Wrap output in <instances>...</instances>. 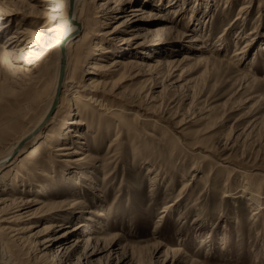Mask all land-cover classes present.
<instances>
[{"label":"rangeland","instance_id":"rangeland-1","mask_svg":"<svg viewBox=\"0 0 264 264\" xmlns=\"http://www.w3.org/2000/svg\"><path fill=\"white\" fill-rule=\"evenodd\" d=\"M91 1L105 12L109 5L121 10L94 19L109 50L100 58L91 54L86 64H110L111 71L115 57L135 58L132 66L118 65L111 99L122 105L118 97L125 96L141 112L154 111L158 122L140 120L144 134L114 139L118 126H90L96 122L74 113V103L55 111L27 150L0 168L1 198L46 203L24 236L32 240L45 222L83 220L87 229L59 242L66 246L81 235L71 264L83 263L86 237L101 248L88 264H264V0ZM34 2L41 3L0 0V153L28 125L25 115L41 112L40 87L24 84L38 70L44 73L49 43L64 22L65 0L43 1L50 8ZM137 7L144 15L129 31L118 28L119 14L132 15ZM160 25L164 29H156ZM25 28L38 46L10 42ZM201 44L208 50L197 48ZM88 70L84 83L93 75ZM62 139L90 157L76 166L53 158ZM136 142L141 147L135 149ZM245 186L252 190L242 192ZM227 190L237 195H224ZM252 192L261 198L253 200ZM70 198L83 201L67 210L63 202ZM1 240L18 263L37 264L30 243L20 249L5 235ZM49 251L57 256V246Z\"/></svg>","mask_w":264,"mask_h":264},{"label":"bare ground","instance_id":"bare-ground-1","mask_svg":"<svg viewBox=\"0 0 264 264\" xmlns=\"http://www.w3.org/2000/svg\"><path fill=\"white\" fill-rule=\"evenodd\" d=\"M37 1L41 3L36 4V2H34L32 6H44V8H50L44 5L47 4V2L43 3V1L48 0ZM112 1L116 2L118 6L119 2L123 4L126 0H107L106 3ZM91 2V0H65L64 22H59L58 27H60V34L58 35V39L49 43V55L44 58V62L46 63V65L43 66L44 73H41V71L38 70V72L29 77L27 83L24 84L26 86V84L36 82L40 87L39 93L43 96L38 101L37 109H41V112L36 116L34 115L36 111L30 110L25 115V123H28V125L23 128L21 133L15 135L14 138H11L8 141V146L6 149L0 153V168L8 165V163L13 160V156L27 150L30 144L35 141L37 136L44 132L45 124L53 115L55 116V111L59 112L63 108H71L73 103L76 107V111L74 113L79 116H86L89 114L90 118L88 119H92L96 122V125H92L91 123L90 126L94 128L97 127V129L100 128L101 125H106V127H109L115 124L118 126L120 128V132H117V135L114 139H121L124 137L129 139L130 134H133V138H136L144 134L142 132L144 129L143 126L139 128V126L136 125L139 124L140 120H153L154 122H158L157 114L154 111L152 114L147 113L148 111L141 112L140 106L137 105L135 101L128 99L125 96L118 97L122 99V105H118L111 99V96H115V94H117L113 93V88L115 86V79H113V77L116 75L118 65L124 64V66H126L128 63L132 66L137 63L135 58H129V61L124 62L123 58L120 56L115 57L113 59V65L111 64L114 66V69L111 71H109L111 69L109 66L110 64L105 67H103L101 64L92 62L89 65L86 64L87 57L91 54L95 53L94 55L97 58H100V55L109 50L105 45L103 47L100 43L104 42L106 39L99 36V29H95L96 23H94V19L96 17H100L98 18L99 21H105V19L101 17L110 19L107 16L108 11L115 12L117 10H121L119 9L121 7L116 9V7L109 5L108 11L105 12L106 7L98 8L95 7L96 5L93 7L91 6ZM101 4H103V2H101ZM93 9H95L94 15L91 12ZM13 11H15V9L11 8L8 12ZM38 11L43 13V15L47 14L46 11H43V9H38ZM132 13V15L131 13L119 14V17H122L123 20L118 24V28H120L122 25V27H125V31H129V28L133 26L132 22L134 19L138 18V16L144 15L142 14L144 11H142V8L139 7L132 9ZM148 15L150 16L151 14L149 13ZM48 16L54 15L50 13ZM154 22L157 21L154 20ZM156 29L162 30L164 29V26L160 25ZM28 32V29L25 28L20 39H15L14 35L11 37L10 42H18V44H22L24 42V47L38 46L37 42H35L32 38H29ZM108 32H110L108 33L109 35L114 33L113 30ZM138 36V34L135 35V37ZM198 40L199 38L195 37L191 41L196 42ZM98 48H101V50L97 51ZM197 48H205L208 50L204 44L199 45ZM187 58L188 57L185 59ZM204 59L205 58L203 57L199 58L201 61ZM168 62L171 66H174V63L171 64L172 61ZM92 68L94 70H92ZM88 69L93 71V75L90 77L88 82L84 83L81 81V78L83 74L89 71ZM168 72L170 71H167V73ZM124 105L126 107H124ZM78 109L82 111L84 110V113L82 111L79 112ZM61 114L58 116H62ZM145 116H148L149 119H146ZM121 131L123 133H121ZM151 135L153 134L150 133V137ZM64 139L60 141L59 146L56 148L57 152L53 154V158H57L59 161L67 162L68 166H76L85 160L86 157H90L89 154L81 152L79 149H76L75 146L67 147L64 144ZM147 139L148 138H146V140ZM135 144V149L138 146L141 147L139 143L137 144L136 142ZM42 145L43 144H41V146ZM70 148H74L73 151L69 150ZM73 153H83V155L75 157ZM59 155H61L62 158ZM58 156L60 158H58ZM45 176L48 177V173H45ZM241 190L242 192H248L252 189H247L245 186ZM232 192L233 191L227 190L224 195H237L233 194ZM261 196L262 195L258 192H252L250 197L253 200L258 201ZM82 201V199L70 198L65 200V202H63L65 204L63 205H65V209L69 210L77 206L76 204ZM37 203H41V205L35 207V204ZM45 204V202H42L40 199H36L35 197H27L24 199L20 198V200H9L8 198L0 197V264H21L18 263L19 261L17 262V259L13 254H10L9 251L6 250L4 242L1 240V235H5L7 238H9V241H13L14 243L18 242L17 245L20 247V249H24L26 243H30L31 246H34L33 250L36 251V257L34 261H36L37 264H71V255L73 254V251L79 247L80 242L83 240L81 235H76L68 242H65L66 246H62L59 242L68 235H75V232H78L79 228L84 227V229H87L89 224L86 225V223H88V221H86L85 218L86 222H82L83 220H81L74 225L71 223V220L65 221L66 219L58 222H45L42 228L37 233L32 235V240H28V236H24L25 231L27 228L33 226L35 218H38V216L41 214L42 208L45 206ZM60 209L62 210L63 208ZM167 209L168 208H166V210L161 213L162 217L165 216L164 214L166 213ZM93 213H97V210L94 209ZM25 220L30 221V225L24 227L19 226L20 221ZM158 226L159 224H155V228ZM54 228H60L62 231L51 234L44 239L40 238L42 234H45ZM91 238L93 240V237H86V245L84 246L85 249L83 254L80 255L83 257V263H80L82 261L79 259V261L77 260L78 264L91 263L93 260L92 256L101 250L98 245L96 246L89 242ZM114 245L115 243L112 244V246ZM53 246H57V256L51 258L49 256V249H51Z\"/></svg>","mask_w":264,"mask_h":264}]
</instances>
